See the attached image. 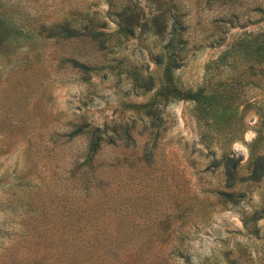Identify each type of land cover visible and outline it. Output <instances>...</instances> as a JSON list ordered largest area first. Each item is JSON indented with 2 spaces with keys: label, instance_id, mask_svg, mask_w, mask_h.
<instances>
[{
  "label": "rangeland",
  "instance_id": "obj_1",
  "mask_svg": "<svg viewBox=\"0 0 264 264\" xmlns=\"http://www.w3.org/2000/svg\"><path fill=\"white\" fill-rule=\"evenodd\" d=\"M163 1L0 0V264H264V0Z\"/></svg>",
  "mask_w": 264,
  "mask_h": 264
},
{
  "label": "trees",
  "instance_id": "obj_2",
  "mask_svg": "<svg viewBox=\"0 0 264 264\" xmlns=\"http://www.w3.org/2000/svg\"><path fill=\"white\" fill-rule=\"evenodd\" d=\"M156 3L155 10L150 19L155 24V26H159L157 32L158 34L162 33V30L166 27V13L169 11L168 17L172 19V23L174 25H178L180 27V23L178 20V17L174 14L176 13V9L173 8L174 13L170 11V9H167L166 2L163 0H154ZM164 5V8H163ZM163 8V9H162ZM123 18L121 22L124 23V25H131V22L138 20V13L136 12L135 8H130L129 6H123L121 8ZM129 12V13H128ZM128 13V14H127ZM122 29L125 30L124 33H132L131 26L126 27V29L122 26H120ZM102 41H100L101 43ZM168 46H171V50L169 53L163 51H159L156 53V62H162V60L165 58L166 63L163 65V73L166 76L163 80V85L159 88L158 93L166 100L168 97L173 99H186V98H192L195 96V93H189L186 91L181 90L180 88L176 87L173 83V77H172V69L174 67H177L176 63V57L178 56V51L176 45H166V48ZM164 47V45L162 46ZM152 85V77L150 75H147L143 81L142 86H146L145 89H150ZM146 114H154L155 118L157 119V108L150 107L146 108ZM153 124V121L150 122ZM106 126L105 124H103ZM113 130H117L118 126L113 124ZM122 128V125H121ZM104 132V129H100L96 126L91 127V129H88V151H94L97 149L100 139L103 138L102 133ZM231 159L227 158V160L224 162L223 165V176H224V182L225 186L228 188L233 187L234 184V163H230ZM264 174V154L259 155L254 158L252 162V168L250 171V178L253 180H258L262 177ZM221 195L225 196L226 198L229 197V200L234 199L235 196H237L236 192L234 191H224L220 192ZM234 196V197H233ZM231 198V199H230ZM256 215V214H255ZM254 216V215H253ZM259 217H261L259 215Z\"/></svg>",
  "mask_w": 264,
  "mask_h": 264
}]
</instances>
